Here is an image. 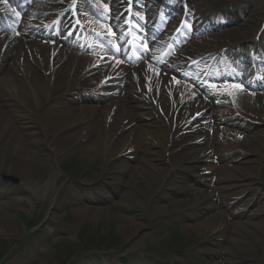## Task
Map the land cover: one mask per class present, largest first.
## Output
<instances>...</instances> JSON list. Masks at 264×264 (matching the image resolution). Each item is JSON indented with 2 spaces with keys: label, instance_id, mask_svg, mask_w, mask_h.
Returning <instances> with one entry per match:
<instances>
[{
  "label": "bare ground",
  "instance_id": "1",
  "mask_svg": "<svg viewBox=\"0 0 264 264\" xmlns=\"http://www.w3.org/2000/svg\"><path fill=\"white\" fill-rule=\"evenodd\" d=\"M65 1L54 0L56 12L65 10ZM165 2L168 7L179 3L178 0ZM190 2L193 4L191 21L195 34L210 21L211 17L204 15L209 12L210 5L203 0ZM32 6L16 15L12 33H0V140L4 139L8 144L2 149L1 159L19 154L14 163L16 170L19 175L29 177L38 171H52L53 164L64 152L78 148L79 153L89 156L92 161L102 162L105 168L100 176L105 175L107 167L118 163L116 181L120 187L124 183H134L136 179L144 180L153 190L146 208H158L163 212L164 207L159 202L161 198L166 199V189L198 195L196 207L206 204V210L214 211V215L203 221L197 216H189L193 217L195 226L188 224V228L202 233L207 242H211L208 235L217 229L231 230L230 235L251 226L259 233L264 231V201H260L264 196V128L251 134L235 130L245 122L264 124V91L240 94L236 88L225 85L208 90L200 87L201 77L194 82L184 75L185 61L214 53L222 47L234 46L226 54L242 60V54L237 53L235 46L241 44V50L260 25L257 29L256 22L249 26L243 23L239 29L215 34L212 38L191 40L159 68L156 65L160 57L157 58L155 53L149 57V61H156L155 64L145 62L132 67L106 55L103 47L87 49L79 41L60 39L52 30H47L51 21L50 9L54 8L48 7L45 0H33ZM215 7L218 9L219 5ZM216 11L212 8V18L216 17ZM251 11L257 19L259 7L253 6ZM217 14L223 16L222 12ZM0 16L10 18L1 8ZM174 18L176 22L173 20L171 27L179 22L178 17ZM102 19L111 20L106 15ZM144 20L153 23L149 32L151 37L158 33L160 36L155 41L146 38L143 42L158 53L159 47L164 49L166 46L172 31L169 27L166 31L162 29L163 20L157 21L156 16ZM88 23L97 33L110 35V26L101 19ZM154 25H157L156 30H153ZM32 35L36 39L29 40ZM179 36L175 37L176 41ZM52 37L58 41H50ZM73 48H85L98 55H83L72 51ZM134 50L124 54L123 49L117 48L115 53H123L130 63L141 55ZM257 78L249 80L248 85L264 82ZM223 122L227 127L220 128ZM208 128L213 129L212 134L205 132ZM10 144L11 153L8 152ZM37 145L45 149L38 152ZM212 155L230 158L217 169V178L231 182V186L212 185L215 172L205 168L207 161L214 159ZM125 159L133 160L134 165ZM234 161L237 165H232ZM255 169V175L259 177L260 173L261 177L249 175V171ZM181 171L191 181L202 183L208 189L215 187L214 190L184 184ZM237 187L251 192V197L244 202L230 203ZM253 198L260 203L259 207L255 206ZM169 202L168 205L173 207L179 203L178 200L172 202L171 198ZM236 205L238 209L228 212V208ZM221 208H226L224 211L228 214L224 212L223 215ZM236 217L243 220L233 222L229 219ZM258 218L260 221L255 223L253 219ZM126 219L128 224L136 227L135 231L141 227L138 219ZM236 241L233 240L234 244Z\"/></svg>",
  "mask_w": 264,
  "mask_h": 264
},
{
  "label": "rangeland",
  "instance_id": "2",
  "mask_svg": "<svg viewBox=\"0 0 264 264\" xmlns=\"http://www.w3.org/2000/svg\"><path fill=\"white\" fill-rule=\"evenodd\" d=\"M203 1L206 5L227 2ZM234 3L244 9L240 14L244 11L245 14L237 19V23L227 20L218 33L239 29L243 23L249 26L256 22L258 28L264 0H234ZM251 4L260 9L257 19L253 18ZM208 34L211 33L198 37ZM224 123L220 128L227 127ZM245 123L235 130L251 134L264 128V124ZM211 131L213 129L205 130L208 134H212ZM6 142L0 140V264H264V231L259 233L254 226L239 230L235 235H230L231 230L217 229L208 235L211 242L196 229L188 228V224L194 223L193 217L189 216H197L203 221L214 215V211L206 210V204L196 207L198 195L166 189V199L161 198L159 202L164 207L163 212L158 208H146L153 190L144 180L136 179L134 183L131 181L120 187L116 181L118 163L107 167L105 175L100 176L105 168L102 162L92 161L89 156L79 153L78 148L64 152L53 164L52 171H38L37 176L35 173L23 177L14 164L19 154L12 157L9 154L8 158L1 159L2 149L8 145ZM262 146L264 148V139ZM38 147V152L45 149ZM213 158L205 167L215 172L212 185L231 186V182L217 178V169L230 158L221 155ZM125 160L134 165L133 160ZM232 165H237L236 161ZM256 172V169L249 171V175L261 177L260 173L256 176ZM180 173L185 177L184 184L208 191L215 188L208 189L202 183L191 181L184 171ZM237 188L230 203L244 202L251 197V192ZM167 196L172 202L178 200V205H168ZM261 200L264 201V196ZM252 201L259 207L256 198ZM238 208L233 206L228 212ZM225 209L221 208L223 215ZM127 217L138 219L141 227L135 231L136 227L128 224ZM229 219L233 222L243 220L239 217ZM253 221L256 223L260 219ZM234 239L237 240L235 244Z\"/></svg>",
  "mask_w": 264,
  "mask_h": 264
}]
</instances>
